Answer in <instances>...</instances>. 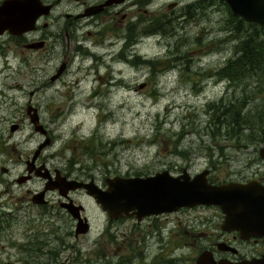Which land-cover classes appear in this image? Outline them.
<instances>
[{"label":"rangeland","instance_id":"obj_1","mask_svg":"<svg viewBox=\"0 0 264 264\" xmlns=\"http://www.w3.org/2000/svg\"><path fill=\"white\" fill-rule=\"evenodd\" d=\"M168 1L173 0H152V10L166 11ZM177 1L174 13L166 12L168 17L161 19L160 32L137 44L135 64L121 70L119 77L78 81L68 77L50 83V62L56 57L44 60L50 45L40 50L38 58L34 50L23 48L21 53V46L0 40V264L48 260L57 264L64 258L72 259V264H117L125 258L130 263L122 264H194L196 256L191 235L168 234L177 225L171 216L166 225L163 215L148 216L140 223L125 216L113 223L115 237L110 242L102 234L107 223L98 204L84 191L71 192L91 222L90 231L78 237L69 232L75 222L59 206L57 192H48L46 204L33 203L31 191L41 188L43 179L14 181L25 169V159L46 137L34 129L26 112L29 98L39 104L51 136L42 158L62 166L74 156V165L83 166L80 171L86 169L99 182L105 171L144 175L163 168L178 173L187 167L195 173L208 167L220 180L264 172V159L258 155L264 146V139H258L264 136V126L247 128L235 122L239 117L260 124L264 73L248 72L246 66L237 73L235 65L224 67L239 54L240 40L250 32L261 36L264 27L229 13L225 0H216L213 10L200 2L203 9L187 17L180 11L197 0ZM63 8L65 4L58 5L51 17ZM7 51H11L8 64ZM13 123L18 127L11 131ZM138 226L146 231L136 244ZM175 240L183 243L175 247ZM140 249L146 254L139 260Z\"/></svg>","mask_w":264,"mask_h":264},{"label":"flooded vegetation","instance_id":"obj_2","mask_svg":"<svg viewBox=\"0 0 264 264\" xmlns=\"http://www.w3.org/2000/svg\"><path fill=\"white\" fill-rule=\"evenodd\" d=\"M41 1L43 3H49L51 5L48 13L39 15L35 19L34 25L31 29L25 30L20 33H12L8 30H5L0 34V40H3V42L10 41L16 46H21V53H23V48H26L28 51L34 50V52L37 53L38 58L40 50L43 51L44 49L49 48L50 45L51 49L47 51L48 54L44 56V60L48 61L52 57H55L56 54L54 60L50 62L52 70L48 75L50 83L64 81L68 79V77H72L77 81L89 78L96 80L104 78L103 76H106L108 78H113L115 76L119 77L121 70L123 71L126 67L129 66L133 67V64H135L137 57V44L144 42L141 41L143 40V37L147 35L149 36L152 33L160 32L161 19L168 17V14H166V12L174 13V9L179 6V1L177 0L166 2V11L152 10V0ZM203 1H205V6L206 4L208 5V9L213 10L215 8L216 0H197L193 3L188 2L189 4L187 3L186 8L181 10L180 13H183L182 15H186V17L187 15H190V12H192L191 15H193L194 11L197 8L201 10L203 9L202 5H198V3ZM60 4H65V8H63L62 12H59V15L52 18V13ZM134 6H137L136 10L131 9V7ZM225 6L230 13V10L232 11L230 5L226 3ZM133 16H136L135 20H132ZM239 17L242 18L241 16ZM244 21L246 23L254 24L259 27H264V24H260L254 21L245 19ZM53 25L54 28H52ZM1 45H4V43H1ZM239 51L235 52H239L240 54L241 49H239ZM3 52H5L4 48ZM9 52L11 51H7V54L5 55L7 64V60L9 59ZM14 52L16 53V51ZM146 60L150 61V59ZM120 64H122V66H120ZM35 91L36 88L30 90L29 94H35ZM29 106L31 107L30 112L35 111L37 113L38 125H41V127L45 130L43 132H40L49 138V142L40 149L33 162H30V164L28 163L32 157V154L30 155V157H27L25 159L26 167L18 174L14 181L19 182L17 178L27 173L28 164L32 166V172L27 173L31 176L23 182L37 177L43 179V186L46 180L45 177H43L42 175H36V173H34L35 171H38L40 174L43 172L47 173L48 180L56 179V176H58L59 178L65 177L66 179H77L82 181L92 180L101 188H105L107 186L106 179L109 177H113L116 175L124 177L137 175H121L117 173L109 175L107 174V171H105V175L99 182L96 181L94 176L89 174L86 169L85 171H80L81 168L83 169V166L74 165V163L77 161L74 156L70 159H67L68 163L65 165H50V158H42L41 152L45 148V146L51 143V136L48 134L46 124L42 122L38 110V108L40 107L39 104L32 102L31 98H29L26 101V112ZM34 125L35 124L33 123V127ZM251 125L254 124L252 123ZM11 126H15V129L18 127V123H13L11 124ZM242 126L248 128V123L246 122L245 125ZM14 129L10 128L11 131H13ZM259 138L264 139V136L262 135ZM261 147H259V149ZM259 149L258 155L262 157L259 153ZM262 158L264 159V157ZM164 169L166 168L155 170L154 173ZM184 169H186L191 176L206 169L208 180L213 183H219L228 180L247 181L248 179L254 178L259 180V182L264 185V172L261 175H254L246 179L227 180H220L216 177H213L211 175V170L208 167L203 168L202 170L195 173H192L190 170H188L187 167H183L181 172L172 174H180ZM2 170L8 173L10 172V168L8 166H2ZM167 170L169 171V169ZM169 172L171 173V171ZM146 175L150 174L138 176ZM43 186L41 188L32 190L31 194L35 191L41 190ZM76 190H82L85 192V189L83 187H80L67 191L66 195H61L58 189H49L45 192L44 197L47 199L48 203V192H57L58 195L56 201L58 202L59 206L71 216L67 209L61 206L60 203L65 200L72 199L76 204H82L80 201L74 199L71 195V192ZM85 194L87 193L85 192ZM88 196L91 197L90 195ZM96 204H98V208L107 223L106 228L102 229V234L104 235V237L106 236L105 240H108L107 236H109V241L113 242L115 237L114 232H112L111 230L113 223L121 220L127 215L124 214L116 218L110 217L107 210H104L99 203ZM191 212L193 214H191ZM80 213L82 216H85L87 218V221L89 222V228L85 233H76V219L71 216L72 220L75 222V228L73 230L70 229L69 232L72 233L75 237H78L82 234H87L91 229V222L88 215L86 214V208L84 205ZM173 213H179L180 216H172L171 214ZM152 215H154L155 217L163 215L164 225L167 224L166 222L170 221L169 216L172 217L173 221H176L177 225L174 232H172V229L170 228V231L168 233L171 237L182 235V233L184 232H187V234L192 236V238L194 239L192 245H194V252L196 253L194 264H197V258L202 252H206L208 255H211V257L216 262H223V260H225L226 262L233 264L239 262L241 264H264V227L256 232L251 233L246 229L223 228L222 222L224 214L218 205L197 204L194 206H181L173 211L161 212ZM129 216L134 217L137 220L136 222L140 223L151 215H145L140 219L135 214H131ZM135 227L136 225H134V228ZM139 227L141 226H138L137 238L133 239L136 244L140 243V239L144 237V232L146 231V229H143L142 231ZM0 228L2 229V225ZM161 228L162 225L160 227V230ZM174 242H176L175 247H179L183 243V241L179 240H175ZM105 244H107V242H104V245ZM175 247L171 248V250H173ZM138 252H140L141 256L138 257L140 260L143 256H145L146 251L140 249ZM52 259H55V257L52 256ZM175 260H177V262L180 261L179 258H176ZM62 261H66L69 262V264H72V259L70 258H64L57 264ZM124 262L130 263L129 260L125 258L124 260L118 261L117 264H122ZM54 263V261L51 262L50 260H48L43 264Z\"/></svg>","mask_w":264,"mask_h":264},{"label":"water","instance_id":"obj_3","mask_svg":"<svg viewBox=\"0 0 264 264\" xmlns=\"http://www.w3.org/2000/svg\"><path fill=\"white\" fill-rule=\"evenodd\" d=\"M232 11L245 20L264 24V0H225ZM51 5L41 0H1L0 1V34L5 30L20 33L31 29L35 19L49 12ZM30 120L34 129L45 131L38 125L37 113L30 112ZM15 126H11L14 129ZM49 142L45 137L34 150L30 162H33L40 149ZM264 157V147L259 149ZM27 166V173L32 172V166ZM47 170V168H46ZM19 176V182L25 181L30 174ZM36 175L45 177L41 190L35 191L30 200L35 204H44L47 199L44 194L49 189H58L61 195L67 191L83 187L96 203L108 211L110 217L135 214L139 219L145 215L158 214L176 210L181 206L197 204H216L222 210L223 228L246 229L256 232L264 227V185L259 180L251 178L247 181L228 180L213 183L208 180L207 170L190 175L186 169L180 174H172L167 169L146 176H113L106 179L107 186L99 187L95 182L65 177L48 180L47 173ZM63 206L76 219V233H85L89 222L80 211L82 204H76L72 199L62 201ZM59 264H69L62 261ZM197 264H233L225 260L216 262L211 255L202 252L197 258ZM234 264H241L234 263Z\"/></svg>","mask_w":264,"mask_h":264},{"label":"trees","instance_id":"obj_4","mask_svg":"<svg viewBox=\"0 0 264 264\" xmlns=\"http://www.w3.org/2000/svg\"><path fill=\"white\" fill-rule=\"evenodd\" d=\"M242 44L241 53L233 60H229L227 65H225V68H228L230 65L236 67L234 71L238 69H242L244 66H246V71L253 72L256 74L264 73V33L260 35H257L255 33H248L245 35L241 40ZM234 71L232 73H234ZM231 71H229V74H232ZM234 117V112L232 113ZM260 115V118L258 119V123L260 124H248V127L250 126H257L259 125L261 127L264 126V111H262V115ZM238 116V113L235 112V117ZM238 125H245V122L238 118H236ZM261 139V138H258Z\"/></svg>","mask_w":264,"mask_h":264}]
</instances>
